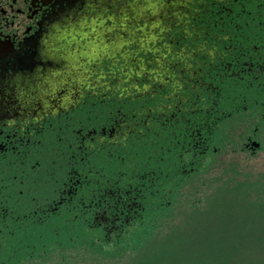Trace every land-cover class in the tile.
<instances>
[{
	"label": "flooded vegetation",
	"instance_id": "flooded-vegetation-1",
	"mask_svg": "<svg viewBox=\"0 0 264 264\" xmlns=\"http://www.w3.org/2000/svg\"><path fill=\"white\" fill-rule=\"evenodd\" d=\"M245 117L264 121V0H0V264L30 218L117 248Z\"/></svg>",
	"mask_w": 264,
	"mask_h": 264
},
{
	"label": "rangeland",
	"instance_id": "rangeland-1",
	"mask_svg": "<svg viewBox=\"0 0 264 264\" xmlns=\"http://www.w3.org/2000/svg\"><path fill=\"white\" fill-rule=\"evenodd\" d=\"M250 135L260 145L255 154L240 150ZM218 136L225 141L211 166L165 187L154 209L171 199L164 215H149V198L139 229L122 236L117 249L106 250L105 239L96 246L103 236L80 224V216L68 215L66 223L55 216L40 228L30 218L29 248L21 235L14 238L13 264H264V121L235 118Z\"/></svg>",
	"mask_w": 264,
	"mask_h": 264
},
{
	"label": "trees",
	"instance_id": "trees-1",
	"mask_svg": "<svg viewBox=\"0 0 264 264\" xmlns=\"http://www.w3.org/2000/svg\"><path fill=\"white\" fill-rule=\"evenodd\" d=\"M78 216H80V215H78ZM138 230V229H137ZM150 230V229H149ZM125 235V234H124ZM98 245H101L102 246V242L101 241H99L98 243H97V241H96V246H98ZM113 247H115V245H112L111 243L110 244H108L107 245V248H105L106 250H111ZM114 249H117V248H114Z\"/></svg>",
	"mask_w": 264,
	"mask_h": 264
}]
</instances>
